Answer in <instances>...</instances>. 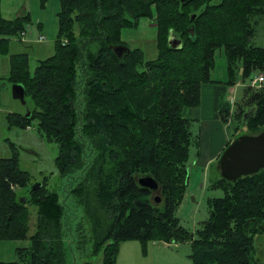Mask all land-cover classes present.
I'll return each mask as SVG.
<instances>
[{
    "label": "trees",
    "instance_id": "obj_1",
    "mask_svg": "<svg viewBox=\"0 0 264 264\" xmlns=\"http://www.w3.org/2000/svg\"><path fill=\"white\" fill-rule=\"evenodd\" d=\"M61 2L55 52L33 72L27 53L10 54L8 81L24 85L26 104L32 107L26 113L9 111L5 119L22 128L37 121L41 135L58 144L56 166L72 180L69 194L77 203L93 187L98 215L93 217L91 255L101 253V264H115L125 240L175 238L190 240L193 264H263L256 255L255 236L264 232V168L213 182L225 194L209 199V217L195 235L180 224L177 209L188 187L193 143L191 120L183 110L199 106L202 84L213 80L222 48L230 86L264 72V46L253 41L255 17L264 15V0ZM141 17L157 24V57L146 59L136 47L119 59L110 45L123 43L122 29L138 27ZM26 25L25 15L7 19L0 5V54L8 52L11 37ZM171 32L181 38L180 48L169 44ZM233 106L221 111L223 121L231 118L233 126L227 146L242 127L245 134L264 129V84L244 85ZM194 143L199 149L198 139ZM145 174L157 179L159 202L154 191L139 184ZM48 178L33 188L37 181L20 167L17 155L0 156V237L26 238L29 206L38 215L32 246L19 248L17 260L1 264H72L73 248L65 237L74 236L76 229L66 198L60 200L50 189ZM26 187L29 195H20ZM74 241L80 249L83 240ZM79 264L96 262L85 259Z\"/></svg>",
    "mask_w": 264,
    "mask_h": 264
},
{
    "label": "rangeland",
    "instance_id": "obj_2",
    "mask_svg": "<svg viewBox=\"0 0 264 264\" xmlns=\"http://www.w3.org/2000/svg\"><path fill=\"white\" fill-rule=\"evenodd\" d=\"M218 1L214 0V2ZM0 5L2 15L5 18L14 19L19 15H25L27 23L25 34L12 36L8 45V52L0 54V156L17 155L20 167L27 170L37 182L42 181L45 176H49L50 189L58 193L60 200L66 198L64 200L67 201L69 207L70 223L74 225V230L76 229L74 236L69 234L65 237V241L71 246L70 251L73 248L69 261L72 264H79L85 259H90L95 261L96 264H101V253L91 255L93 250V217L98 215L96 201L93 197V187H89L91 195L84 198L83 203H77L78 198L69 194L71 188L69 181L72 180H69V177L62 176L56 166L55 158L58 155V144L47 140L41 135L36 128L37 121H34L32 126L27 125L26 128H22L10 126L5 119L9 111L26 113L28 106L32 107L30 102L24 104L20 99L13 96V84L8 81L10 54L27 53L32 72L41 59L51 56L55 52L60 38L59 13L62 2L61 0H1ZM255 19L256 35L253 41L257 45L264 46V15L255 17ZM121 34V40L124 41L121 44H127L131 48H141L146 59L157 57L160 41H158V29L154 19L141 17L138 27H124ZM41 35L44 38L40 40ZM221 50H218L216 55ZM258 75H264V72L255 73L254 77ZM212 76L216 77L214 76V70ZM240 83L247 85L249 82L238 79L235 85H240ZM243 85L238 90L234 87L230 89L228 96L230 102H226L228 110H233V103L240 97ZM219 108H223V106L221 105ZM183 114L186 118H189L184 110ZM189 119L191 120L190 129L193 138L188 161V166L191 167L194 161L198 159V148L194 141L198 139L200 142L202 140L201 134L204 132V124L201 119ZM217 122L220 125V131L225 135L227 133L230 139L233 138V126H230L232 123L231 118L228 119L227 123L223 121L224 125L221 124L220 120ZM245 131L246 128L242 127L235 137L245 134ZM219 161L220 158L216 162L209 163L206 167L199 165L194 167L195 177L190 184L188 183V189L177 209L180 224L189 230V234L194 233L195 235L200 222L209 217V199L221 197L225 194L222 187L212 186L213 182L223 177ZM19 193L22 196H28V188H22ZM154 195H159V191L155 192ZM29 210V231L26 238L0 237V264L17 260L19 248L32 246L30 235L37 228L38 215L36 207L29 206ZM78 228L80 231L77 232ZM77 237L83 240L80 249H75L76 241L74 240ZM255 247L256 255L264 264V232L256 234ZM191 251L190 240L171 238L168 241L156 239L143 242L142 240L128 239L120 244L115 264H193L189 257Z\"/></svg>",
    "mask_w": 264,
    "mask_h": 264
},
{
    "label": "crops",
    "instance_id": "obj_3",
    "mask_svg": "<svg viewBox=\"0 0 264 264\" xmlns=\"http://www.w3.org/2000/svg\"><path fill=\"white\" fill-rule=\"evenodd\" d=\"M219 54L216 55V64L214 68V76L216 77L212 76L213 80L211 82L202 84L201 102L199 106L184 108V112H186L189 118L192 120L201 119L204 124V132L201 134L202 140L199 142L197 153L198 159L194 161L191 167L188 166L189 184L195 177L193 172L195 165L206 167L209 163L216 162L226 149L230 137L227 133L225 135L220 131V125H218L217 121L220 120L221 124L223 123L224 125L221 111L228 110L226 102H230V99H228L230 89L234 87V89L238 90V88L243 85V83L233 86L228 84L227 58L224 50H221ZM221 105L223 108H219Z\"/></svg>",
    "mask_w": 264,
    "mask_h": 264
},
{
    "label": "water",
    "instance_id": "obj_4",
    "mask_svg": "<svg viewBox=\"0 0 264 264\" xmlns=\"http://www.w3.org/2000/svg\"><path fill=\"white\" fill-rule=\"evenodd\" d=\"M169 44L173 48H180L182 40L177 34L171 32ZM110 48L119 59H122L125 54L130 53L132 50L127 44L121 43L112 44ZM12 93L14 98L20 99L24 104L26 103L23 84H13ZM219 164L222 176L228 180H235L241 176L253 174L263 169L264 129L257 134H242L236 137L222 153ZM138 182L141 186L147 187L154 192L160 189L157 179L150 174L139 177ZM40 185L41 183L37 182L33 185V188H37ZM155 200L159 202L161 200L160 196L156 195Z\"/></svg>",
    "mask_w": 264,
    "mask_h": 264
},
{
    "label": "built area",
    "instance_id": "obj_5",
    "mask_svg": "<svg viewBox=\"0 0 264 264\" xmlns=\"http://www.w3.org/2000/svg\"><path fill=\"white\" fill-rule=\"evenodd\" d=\"M25 31L26 30H23L20 34H25ZM44 36L41 35L40 36V40L43 39ZM264 84V75H258V76H255L254 78H252L250 81H249V85L253 86V87H261L262 85Z\"/></svg>",
    "mask_w": 264,
    "mask_h": 264
}]
</instances>
